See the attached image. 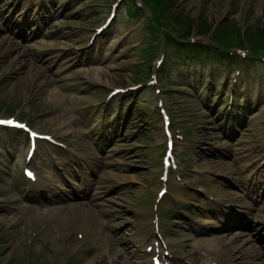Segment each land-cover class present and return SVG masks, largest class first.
Instances as JSON below:
<instances>
[{"label":"rangeland","instance_id":"1","mask_svg":"<svg viewBox=\"0 0 264 264\" xmlns=\"http://www.w3.org/2000/svg\"><path fill=\"white\" fill-rule=\"evenodd\" d=\"M115 1L117 0H54L55 5L49 12H46L54 30V37L44 36L39 40L37 46H41L44 51L51 47L83 46L95 27L104 21L109 11V6L106 5ZM162 1V4L174 6L176 10L172 11V14L176 15L178 11L177 14L182 15L181 20L185 24L194 20L199 28V23L202 25V21H210L212 24L209 30L220 25L221 22H224V28H230L236 24L242 27L241 24H245L247 26L246 35L248 32L264 34V0H169L167 3L166 0ZM2 3L5 4L8 11L20 9L15 0H0V6ZM97 3L102 5L96 6ZM128 8L127 3L125 5L122 4V1L119 3V21L103 38L106 50L99 49L97 53V55L101 53L98 57V60L100 59L99 66H95L90 71H80L70 75L64 64L56 65L57 54L55 53H50L39 59L33 49L36 56L35 62L40 66L35 65L33 58L26 57V52L22 54V49L9 53V48H15L14 44L22 48L24 37L15 34L11 28H8L10 29L9 33L0 29V116H20L41 129L47 127L56 131L61 127V125L53 123V120H57V111H66L69 115H83L82 120L85 121L86 126H91L93 122L91 111L95 110L83 111L86 104L103 99L106 94L104 89L108 85L127 86L144 81L150 73L148 71L152 62L150 60L156 57V55H152L149 58L152 50H149L147 46L150 44L153 34L145 24L146 19L138 17V15L133 16ZM156 9L157 6L154 10L155 13H157ZM165 10L167 11L169 8H165ZM45 11H48V8ZM199 14L200 20L197 22ZM21 16L22 14L16 19H20ZM185 16L190 19L186 20ZM2 20L0 19V22ZM172 20L179 24L175 19ZM0 26L2 25L0 24ZM2 27L5 28V26ZM195 31L197 30L195 29ZM5 35H8V41ZM246 35L245 37H247ZM9 36L15 38L14 42L12 39L9 40ZM28 55L31 56L30 50H28ZM18 60L24 62H18ZM213 62L215 76L218 72L223 73L229 86L236 90H254V93L249 92L254 101L252 104L256 103L259 106L264 102V73L258 74V69L263 66L252 70L251 75L246 69L238 75L234 68L227 70L230 67H227V63L224 65L219 59L216 63L214 58ZM183 67V65H179L180 69ZM169 68L173 72L169 76L166 75L167 78L156 87L145 84L137 94L125 96L126 93H123L124 96L122 95L126 102L134 97L131 103L135 112L131 115L132 118H128L125 122V126L127 125L128 128L121 130L119 140L109 151L112 154L119 151L121 160L125 161L128 154L121 155L124 148H136L134 165L129 170L132 171L126 173L125 170H122L123 175H118L124 181L133 182V186L129 190L130 194L126 195L120 190H114L102 198L91 201V205L98 208L97 216L101 215L100 218L111 222L108 232L119 245L126 244L122 239L131 230L127 223L129 217L126 218L128 214L125 216L117 214L115 211L120 206L116 204H126L133 196H136V199L143 196L146 191L141 185L146 183L149 174L153 172L149 161L150 153L154 147L156 148V145L153 147L151 144L164 140L163 123L160 121L161 116L157 109L159 99L164 100L165 106L169 107L173 114V129L182 132L188 146L192 145V151H185L182 143L179 142L177 144L179 146L178 153H193L194 157L199 160L198 162L206 169L219 172L238 170L241 173L245 158L249 157V160L252 161L256 157L259 144L264 137V107L260 110L255 109L256 106L251 108V111L254 112V119L248 124L243 121L236 124L235 127H231L230 124L225 123L223 116L217 117L216 114L209 113V110L205 108L202 100L206 96L204 92L195 94L192 86L190 88L188 85H184L182 80L184 75L178 77L175 74L174 63H170ZM52 70H54L53 73ZM65 73L67 76L62 77ZM74 84H78V88L75 90L72 88ZM98 85H104V87H98ZM157 89H161V92L157 93ZM257 90L262 91V96H259ZM193 92L195 96L192 95ZM260 98H262L261 101ZM136 111L138 118H135ZM178 122L181 127L177 125ZM151 135L153 136L152 141H150ZM10 138L11 145L13 142L15 150H17L20 140L14 136H10ZM78 139H81L85 153L95 156L102 155V152L93 143H90L91 139L77 136ZM200 140H204V143L199 144ZM22 145L19 148L20 154L24 152ZM19 157L17 163L21 162ZM219 158L220 160H216ZM210 160L213 161V165L210 164ZM207 176L197 182L198 187L206 185L208 191L211 190V192L234 193V189L224 180ZM196 177L201 178L200 176ZM11 178L0 179V210L6 208L5 204L11 195L6 182L21 178L19 167ZM3 193L5 196H1ZM115 193L117 194L114 195ZM68 203L64 202L63 204ZM79 206H84V203L79 202L75 208L70 207L74 208L73 212L67 213L65 212L67 208H59L48 215L60 217L63 215L68 223L75 218L85 221L79 215L80 212L86 215L94 213L89 207ZM45 211L49 210L40 212ZM48 215H42L38 219L33 218L32 221L0 217V264H91L87 254L77 253L76 250L79 246L77 243L70 240L63 243L54 239L53 230L48 228ZM61 223H63V219ZM74 225L87 228L79 222H74ZM44 228L50 239L47 247L42 241H35L32 235L33 230H43ZM44 238L46 240V237Z\"/></svg>","mask_w":264,"mask_h":264},{"label":"bare ground","instance_id":"2","mask_svg":"<svg viewBox=\"0 0 264 264\" xmlns=\"http://www.w3.org/2000/svg\"><path fill=\"white\" fill-rule=\"evenodd\" d=\"M71 207H72V206H71ZM69 208H70V207H69ZM32 209H33V210H32V214H33L32 217L36 218V217H40V216L42 215V213H41L39 210H37V209H35V208H32ZM66 212L69 213L70 211H66ZM79 215H81V217L84 218V220H86V217H87V216H90L91 214L86 215V214L80 212ZM43 216H44V215H43ZM147 232H148V231L142 232V234H141V238H143V237L146 235ZM145 263L149 264V263L147 262V260H145L144 264H145Z\"/></svg>","mask_w":264,"mask_h":264},{"label":"trees","instance_id":"3","mask_svg":"<svg viewBox=\"0 0 264 264\" xmlns=\"http://www.w3.org/2000/svg\"><path fill=\"white\" fill-rule=\"evenodd\" d=\"M192 25H189L188 29L190 28L191 29Z\"/></svg>","mask_w":264,"mask_h":264}]
</instances>
